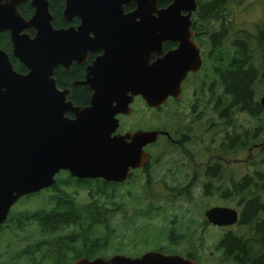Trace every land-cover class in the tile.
Wrapping results in <instances>:
<instances>
[{"label":"water","instance_id":"95a60500","mask_svg":"<svg viewBox=\"0 0 264 264\" xmlns=\"http://www.w3.org/2000/svg\"><path fill=\"white\" fill-rule=\"evenodd\" d=\"M160 1L66 0L64 20L70 24L77 18L80 24L57 29L48 0H31L34 14L29 19L18 11L28 0H0V32H9L13 56L27 70L17 72L0 49V226L20 199L54 186L61 170L80 179L123 182L132 170L146 166L144 148L157 141L158 133L113 135L117 116L130 115L136 97L152 109L169 97L178 98L187 74L201 65L199 48L188 40L197 0H171L165 8H159ZM130 3L135 9L127 12ZM30 29L34 36L27 33ZM166 40L181 43L151 63ZM98 51L103 54L83 82L94 90L90 105L75 107L67 99L69 91L58 88L55 70L73 62L82 65L89 53ZM260 104L264 120V97ZM206 218L219 227L238 223L231 208H212ZM75 264L197 262L150 251L138 257L80 258Z\"/></svg>","mask_w":264,"mask_h":264},{"label":"trees","instance_id":"16d2710c","mask_svg":"<svg viewBox=\"0 0 264 264\" xmlns=\"http://www.w3.org/2000/svg\"><path fill=\"white\" fill-rule=\"evenodd\" d=\"M48 1L53 26L57 29L70 26L63 18L66 0ZM243 2L244 0H197L198 8L193 20L196 30H218L227 36L225 57L219 46L214 47L208 54V60L212 62L213 68L217 69L216 74L222 73L225 80L223 87L228 99L225 101L223 95L224 104L221 107L225 108L229 103L231 107L239 110V115L245 114L258 122L255 128H246L239 134V153L253 148L255 142H259L257 150L261 155L260 159L257 158L251 163L253 171L239 181V200L246 202L239 226H246V231L242 235L228 232L226 236H221L216 243L217 250L224 260L233 264H264V121L259 99V89L264 85V17L256 26V34L239 29L230 17L232 8L242 5ZM170 3L171 0H162L159 7H167ZM125 9L127 12L132 11L135 4L130 3ZM19 12L29 19L33 9L29 5H23ZM77 23L78 20H74L73 24ZM27 33L33 36L34 30H27ZM0 48L8 54L17 72L27 73L25 66L14 58L12 43L7 33L0 34ZM258 49L261 51L260 63L256 60ZM223 61H226L225 65L222 64ZM54 76L58 87L62 88L61 67L55 70ZM74 78L75 75H71V79ZM70 99L80 105L87 103L81 97L71 96ZM251 151L252 149L250 153ZM256 156L257 154L255 159ZM85 187L91 193L88 203L80 204L76 198L69 195L57 196L52 199L51 206L46 204L35 210L13 214L10 212L7 221L0 226V235L8 233L17 236L35 225L45 239L28 243L10 264H21V261L25 264H75L80 258L92 260L105 254L110 245L112 218L120 210V202L110 194L114 187L107 183H90ZM39 195L26 196L24 199L29 201ZM155 211L149 209L142 212L141 216L151 218L154 213L158 214ZM100 228L105 229V233L97 237L95 233ZM183 237L184 235L177 234V228L172 227L167 235L169 244L160 246L157 251L168 255L176 254L172 247L180 244L181 242L177 243L176 240ZM116 254L120 252L117 250L114 255ZM186 257L193 256L188 253Z\"/></svg>","mask_w":264,"mask_h":264},{"label":"rangeland","instance_id":"374dc122","mask_svg":"<svg viewBox=\"0 0 264 264\" xmlns=\"http://www.w3.org/2000/svg\"><path fill=\"white\" fill-rule=\"evenodd\" d=\"M263 17L264 0H244L242 5L232 8L230 18L239 29L256 34V26ZM254 45L257 46L255 43ZM258 51L256 60L257 63H260L261 51L259 49ZM259 92V99L261 100L264 97V85H261ZM189 104L190 101L184 99L181 106L179 105L182 113L186 114L187 112L188 116H190L189 110L186 111V109ZM132 109L131 117L124 120L126 125H132L141 120L145 125L155 127L158 124V119L160 124L159 117L161 114L151 111L142 100L134 102ZM168 109L170 112H164V116L167 113L172 112V115L176 113L174 112L176 111L175 106H171ZM206 111H210V107ZM208 115L217 123L212 131H208V127H204V121ZM208 115L202 119L203 123L194 125V135L196 137L190 145H187L186 151L188 153L186 151L181 153L173 150L161 156H158L159 152L154 154L155 157H159V161L153 164L151 184L149 186L146 185L148 187L143 190L140 189L139 184L133 183L124 187L123 194L128 195V190H131L132 193L130 194L131 196L122 199L117 198L120 201L122 200L125 213L117 215L113 220L109 237L110 245L102 257L112 256L117 250L120 254L130 257H138L146 252L157 251L160 246L169 244L167 241L168 231L178 223L179 227H176L177 234L184 235V237L178 238L176 240L177 243H181L172 247L177 252L176 254L186 256L191 253L192 258L197 257L201 260L198 261V264H233L224 260L221 253L217 250L216 243L222 236L223 231L213 226H203L204 212L209 206L221 204H229L228 206H231V204L235 205L238 201V198H234L229 200L230 203H225L217 197H205L203 193V183L207 181V179L202 177L203 163H208L211 157L214 158L217 154L224 131H221L223 123L217 117L218 115L216 116L213 113ZM257 124L256 119L240 114L239 134L243 133L246 128H255ZM140 128L143 129L144 127ZM258 144L259 142H257L256 146ZM253 148L239 153V163H236L238 162L236 160L230 164L231 168L237 169L234 179L241 181L246 174L253 171L254 168L251 163L261 156L257 150L258 146ZM251 149L253 150L250 153ZM255 154H257L256 159ZM191 156H194L195 162L191 159ZM194 165L196 166L194 167ZM194 170H197V174L202 180L199 183L197 182L198 184L196 185L194 183L192 188H190V197L187 198L186 194L173 196L172 190L174 188H184ZM231 172L229 170V173ZM141 182V185H143V180ZM48 197L49 194H43L39 198H32L29 201L23 197L12 207L10 212L12 214L21 213L24 210H35L38 207H44L46 204L48 205ZM76 198L80 204L90 202V197L85 190ZM149 209L154 211L159 209V211H155L158 214L154 213L151 218L142 217V212ZM173 221L176 223H173ZM238 228L233 229L234 232L239 235L243 234V227L239 226ZM103 233H105V229L100 228L95 233V236L100 237ZM43 240H45L43 234L36 226L30 227L28 231L19 233L17 236L8 233L0 235V264L13 263L12 259H15L14 257L16 256L18 257L21 250L28 243ZM21 264H25V262L21 261Z\"/></svg>","mask_w":264,"mask_h":264},{"label":"flooded vegetation","instance_id":"af4514ba","mask_svg":"<svg viewBox=\"0 0 264 264\" xmlns=\"http://www.w3.org/2000/svg\"><path fill=\"white\" fill-rule=\"evenodd\" d=\"M30 1L31 0H28L26 4L24 3L19 5L18 11L19 8L23 5L30 6ZM33 14H34V9L30 18L32 17ZM74 20L70 24L67 23L66 21L65 22L70 25L68 27H72V26L77 27L80 24V21L79 19H77L78 23L74 25L73 24ZM5 33L9 35L11 41L9 32H0V34H5ZM188 34L190 35L189 36L190 38L188 39L189 42L193 43V45L195 44L199 48V53L201 56V65L197 70H191L187 74V77L183 80L181 84V92L178 98L169 97L166 104H164L161 108L158 109H152L146 105L151 111L155 112L156 114H161V116L159 117L160 124L158 119V124L155 127L151 125L147 126L141 120L133 123L132 125H126L124 123V120L130 118L131 114L130 115L120 114L117 116L119 120V127L113 135H121V136L127 134L133 135L140 131L143 132L154 131L158 133L157 141L153 144H149L145 146L144 148L145 152L148 154V163L146 164V166L143 168H137L135 170H132L131 176L123 182H113V181L108 182L103 178L80 179L77 177H73L71 175V172L68 170H61L55 176L56 184L51 188L39 192L38 194L40 195L35 198H39L43 194H49L48 206H51L52 199L54 197L57 196L66 197L69 195L71 197L76 198V196H79L80 193L84 190L87 193V195L91 198V193L89 189L86 188L85 186L90 183L94 184L100 182L107 183L110 186L114 187V190L110 193L112 194L113 197L122 199L124 197L131 196L130 195L132 193L131 190H128L127 192L128 195L123 194L124 187H127L128 185L133 183L136 185L139 184L140 189L143 190L151 184V174H152L153 164L154 162L157 163L159 161V157L158 158L155 157L154 154L159 152L158 156H161L164 153L168 154L173 150H176L177 152H181V153L185 152L187 145H190L196 137L194 135L195 133L194 125L196 123L198 124L203 123L202 119L204 118V116L208 115L209 113H213L216 116L218 115L217 117L220 118V121H222L223 128L221 129V131L222 130L224 131H223V139L219 146V149L217 150V154L214 156V158L211 157L208 163H203L204 169H203L202 177L204 179H207V181L203 183V188H202L203 193L205 197H211V198L217 197L219 200L221 199L225 203H230L229 200H232L234 198L235 199L238 198V201L235 205L231 204V206H228L229 204L209 206L204 212L205 217L203 220L204 223L203 226L209 225L222 230L223 231L222 236H226L228 232H234L233 229H235L236 227L237 229H239L238 228L239 220L241 219L242 212L246 207V202L244 201L239 202V179L238 180L234 179L237 169L235 168L233 169L230 166V164L236 160H238V162L236 163H239V157H238L239 156V110L237 108L231 107L229 103L225 105V108L221 107L224 104V101H222L223 95L225 96V101L228 99V96L225 93V88L223 87L225 80L223 79L222 73L216 74L217 69L216 68L214 69L212 62L208 60L209 52L214 47L217 46H219L223 50L222 51L224 53L223 56L224 57L226 56L227 36L218 30H211V29L196 30L194 28L193 16H192V27L191 30L188 32ZM34 35H35V31H34ZM180 43H181L180 41H173V40L164 41L162 44L161 53L159 55L153 54L150 62L153 63L156 60L163 58L167 53L176 50L179 47ZM102 54H103L102 51L89 53L87 56V60L82 65L77 62H73V64L68 69L64 68L63 66H60L63 72V87L62 88L58 87V88L61 91H69V94L67 95V99L71 101L75 107L85 108L90 105V101L94 95V90L89 85L83 84V82L87 80V75H88L87 69L90 66H92L94 61ZM225 63L226 61L222 62L223 65H225ZM71 75H75L76 78L71 79ZM71 96L72 97L74 96L75 98L81 97L83 98V100L87 101V103L83 105L76 104L72 99H70ZM184 99L190 101V104L186 109V111L189 110L190 116L187 115L186 111H185L186 114L182 113V109L179 108V105L181 106ZM137 100L143 101L141 97H136L134 99V102H136ZM171 106H175L176 111L174 112L176 113L172 115L171 112V113H167L166 116H164V112H170L168 108ZM209 107H210V111H206L209 109ZM67 116L70 119L75 118L74 114L72 113H68ZM138 125L144 128L143 129L140 127L137 128ZM216 125L217 123L215 122V120L208 115L204 121V127H208L207 130L212 131ZM127 141L129 142L130 139H127ZM255 146L256 144L253 147ZM186 153L188 152L186 151ZM191 159H193L195 162L194 156H191ZM196 165H194V167ZM227 165L229 168L227 167ZM229 170H231L232 172L229 173ZM198 177L199 175L197 174V170H194L193 173L190 175V179L184 188H174L172 190L173 196L176 194L177 196L186 194L187 198H189L190 188H192L194 183L196 185L202 180L200 177L199 178ZM68 180L70 182H68ZM142 180L144 182L143 183L144 186L141 185ZM38 194H33V195H38ZM121 201L119 200L120 210L114 214L112 218V222L117 217V215L125 213L124 207L122 206L123 203ZM212 208H231L235 210L238 213V223L233 226H224V227L212 225L211 223H209V221L206 218V212ZM144 212L146 211H143V213ZM173 223L176 222L173 221ZM176 227H179L178 223H176L175 228ZM245 231H246V226L242 228L243 234L245 233ZM194 258L193 260H195L196 262L201 261L197 257Z\"/></svg>","mask_w":264,"mask_h":264}]
</instances>
